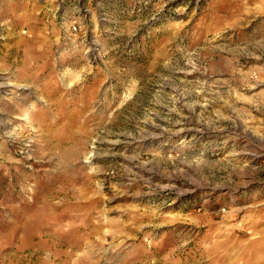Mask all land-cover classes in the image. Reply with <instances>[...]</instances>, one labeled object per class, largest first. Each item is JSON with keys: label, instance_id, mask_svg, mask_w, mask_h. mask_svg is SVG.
<instances>
[{"label": "rangeland", "instance_id": "rangeland-1", "mask_svg": "<svg viewBox=\"0 0 264 264\" xmlns=\"http://www.w3.org/2000/svg\"><path fill=\"white\" fill-rule=\"evenodd\" d=\"M261 236L264 0H0V264H264Z\"/></svg>", "mask_w": 264, "mask_h": 264}, {"label": "bare ground", "instance_id": "bare-ground-1", "mask_svg": "<svg viewBox=\"0 0 264 264\" xmlns=\"http://www.w3.org/2000/svg\"><path fill=\"white\" fill-rule=\"evenodd\" d=\"M105 104H106V101H102V106L104 105L105 106ZM95 226V225H94ZM104 234V233H103ZM92 237V236H91ZM264 238V236H261V237H257V238H252L251 240H250V242H255V241H257V240H259L260 238ZM102 238H103V236H102ZM107 238V237H106ZM113 238V237H112ZM258 242V241H257ZM258 244V243H257Z\"/></svg>", "mask_w": 264, "mask_h": 264}]
</instances>
